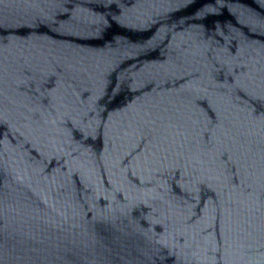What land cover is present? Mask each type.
I'll return each instance as SVG.
<instances>
[{
	"label": "water",
	"instance_id": "1",
	"mask_svg": "<svg viewBox=\"0 0 264 264\" xmlns=\"http://www.w3.org/2000/svg\"><path fill=\"white\" fill-rule=\"evenodd\" d=\"M0 264H264V0H0Z\"/></svg>",
	"mask_w": 264,
	"mask_h": 264
}]
</instances>
